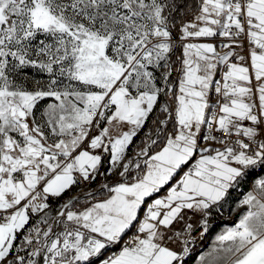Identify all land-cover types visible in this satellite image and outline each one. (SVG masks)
<instances>
[{
    "label": "snow or ice",
    "instance_id": "snow-or-ice-1",
    "mask_svg": "<svg viewBox=\"0 0 264 264\" xmlns=\"http://www.w3.org/2000/svg\"><path fill=\"white\" fill-rule=\"evenodd\" d=\"M237 200L199 264H264V0H0V264H187Z\"/></svg>",
    "mask_w": 264,
    "mask_h": 264
},
{
    "label": "crops",
    "instance_id": "crops-1",
    "mask_svg": "<svg viewBox=\"0 0 264 264\" xmlns=\"http://www.w3.org/2000/svg\"><path fill=\"white\" fill-rule=\"evenodd\" d=\"M70 195V194H69ZM67 197V196H66ZM53 206L55 207L56 201H51ZM239 201L237 200L236 204L232 205L231 215H229V212H225L222 217H217L212 220V223L209 227L210 233H209V239L207 241V244L205 245V248L203 249L202 252H200L197 256L196 259L192 264H199V257L201 255H207L209 252H212L214 246L217 244V237L220 235L222 232H224L227 228L233 227L234 224L238 221L239 215L244 211L243 208L237 209ZM36 217L33 216L32 221H34ZM222 219H228V220H233L231 223L230 222H224ZM30 221V224L32 223Z\"/></svg>",
    "mask_w": 264,
    "mask_h": 264
},
{
    "label": "built area",
    "instance_id": "built-area-1",
    "mask_svg": "<svg viewBox=\"0 0 264 264\" xmlns=\"http://www.w3.org/2000/svg\"><path fill=\"white\" fill-rule=\"evenodd\" d=\"M195 235H196L197 242H196L195 246L193 247L191 255L187 258V264L194 257V250L199 247L200 236H208V238H209V233H202L200 231H198Z\"/></svg>",
    "mask_w": 264,
    "mask_h": 264
},
{
    "label": "bare ground",
    "instance_id": "bare-ground-1",
    "mask_svg": "<svg viewBox=\"0 0 264 264\" xmlns=\"http://www.w3.org/2000/svg\"><path fill=\"white\" fill-rule=\"evenodd\" d=\"M207 238H208V236H200L199 247L196 249H202L204 247V243H205Z\"/></svg>",
    "mask_w": 264,
    "mask_h": 264
},
{
    "label": "rangeland",
    "instance_id": "rangeland-1",
    "mask_svg": "<svg viewBox=\"0 0 264 264\" xmlns=\"http://www.w3.org/2000/svg\"><path fill=\"white\" fill-rule=\"evenodd\" d=\"M34 220H36V218H35ZM209 232H210V229H209V231H208L207 233H209ZM208 239H209V238L206 239V241H205V243H204V247H203L202 249H195V250H194V256H195V255H198L200 252L203 251V249L205 248V245L207 244Z\"/></svg>",
    "mask_w": 264,
    "mask_h": 264
},
{
    "label": "trees",
    "instance_id": "trees-1",
    "mask_svg": "<svg viewBox=\"0 0 264 264\" xmlns=\"http://www.w3.org/2000/svg\"><path fill=\"white\" fill-rule=\"evenodd\" d=\"M67 195H69V194H66V196ZM224 222H232L233 220H228V219H222ZM210 233V232H209ZM196 256L197 255H195L190 261H189V263L188 264H192L193 262H194V260L196 259Z\"/></svg>",
    "mask_w": 264,
    "mask_h": 264
}]
</instances>
